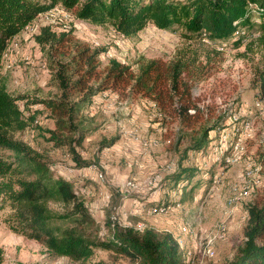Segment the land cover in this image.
I'll use <instances>...</instances> for the list:
<instances>
[{
    "label": "rangeland",
    "instance_id": "374dc122",
    "mask_svg": "<svg viewBox=\"0 0 264 264\" xmlns=\"http://www.w3.org/2000/svg\"><path fill=\"white\" fill-rule=\"evenodd\" d=\"M249 7L250 19L258 20L256 6ZM51 9L50 20L39 13L10 40L1 57L0 82L16 98L23 116L33 115L14 138L38 151L54 176L73 179L75 185L86 183L79 186L85 190L79 195L94 220L85 231L92 237L106 240L116 226H132L139 231L150 227L173 233L186 253V264H222L234 259L244 239L248 205L264 201V102L257 87L258 71L264 67V43L258 39L260 23L238 28L228 39L199 38L196 32L178 25L158 28L153 23L126 36L110 24L77 17L74 9L60 4ZM45 26L57 34L68 33L71 48L85 44L98 49L100 68L110 58L133 71L153 58L188 62L183 74L204 115L194 126L185 127L177 118L161 114L147 97L100 90L80 104L74 119L76 128L67 132L69 138L82 136L78 144L72 142L76 153L87 162L78 165L69 144L56 146L49 139L54 119L44 100L57 99L61 94L55 71L67 58V49L36 41L35 36ZM69 92V100L80 99V94ZM224 108L244 109L253 121L252 135L243 140L239 162L225 159L221 163L213 158L219 128L228 126ZM216 118L219 123L208 132L205 147L188 149L203 129L213 127ZM247 160L261 162L259 179L249 193L228 203L232 185L242 175ZM183 168L191 170L182 172L177 183L172 174ZM83 170L87 171L84 177ZM188 173L189 183L182 180ZM129 181L134 186H126ZM0 205V264H134L127 256L103 247H95L84 261L53 256L37 240L14 232L9 227V202L2 199ZM155 206L159 208L153 212ZM48 207L57 223L73 225L66 218L59 219L68 209L63 203L52 200Z\"/></svg>",
    "mask_w": 264,
    "mask_h": 264
},
{
    "label": "trees",
    "instance_id": "16d2710c",
    "mask_svg": "<svg viewBox=\"0 0 264 264\" xmlns=\"http://www.w3.org/2000/svg\"><path fill=\"white\" fill-rule=\"evenodd\" d=\"M57 4L74 9L81 19L110 24L126 36L153 23L158 28L178 25L196 32L199 38L228 39L236 29L250 28L259 22L262 33L258 39L264 43V0H0V63L10 40L39 13ZM250 5L256 6L258 20L250 19ZM35 38L42 46L67 49L64 54L67 58L58 63L55 71L61 94L44 102L54 119V128L48 130L49 139L56 146L69 144L73 160L80 166L87 162L76 153L72 142L78 144L82 136L69 138L67 132L76 128L74 119L80 104L100 90L109 88L122 96L147 97L161 114L177 118L185 127L194 126L205 113L184 77L186 61L147 59L133 71L129 65L110 58L100 68L99 50L85 44L71 48L72 37L66 32L57 34L45 26ZM257 82L259 97L264 102V67L258 71ZM69 91L80 94V99L69 100ZM32 120L33 115L23 116L16 98L0 82V200L9 202L12 209L9 227L14 232L37 240L53 256H67L76 261H84L95 247H103L127 256L134 264H186V253L170 231L116 226L106 240L85 233L94 222L79 195V186L86 183L75 185L73 179L54 176L38 151L13 136ZM217 123L216 118L213 127L203 129L188 149L205 147L208 132ZM190 170L178 169L171 178L178 183L180 174ZM189 176L188 173L182 180L189 183ZM52 200L68 208L59 219H68L72 226L56 222V215L48 207ZM247 211L244 239L234 259L222 264H264V201L249 204ZM1 260L0 248V263Z\"/></svg>",
    "mask_w": 264,
    "mask_h": 264
},
{
    "label": "built area",
    "instance_id": "2783aa9c",
    "mask_svg": "<svg viewBox=\"0 0 264 264\" xmlns=\"http://www.w3.org/2000/svg\"><path fill=\"white\" fill-rule=\"evenodd\" d=\"M53 9L49 10L48 12L45 11L40 13L39 16L43 17L44 19H51V15L53 13ZM34 24V23H33ZM36 27L33 25V30ZM5 52V51H4ZM3 52V53H4ZM256 106L259 105V102H255ZM226 111L227 119H228V126L226 125L219 128L218 134V142L215 145V154L213 155L214 160L224 161L226 159L227 162H239L243 157L241 156L242 150L244 149L243 140L247 139L252 135V119L246 116V111L244 109H236L233 108H226L223 109ZM235 138L228 141L229 137ZM262 144H264V135L261 137ZM230 150L228 156L225 157V154ZM232 152V153H231ZM261 159H264V146L261 151ZM248 162L244 163L243 173L232 185V191L230 197L228 198V203H234L237 199L241 198L243 195L249 193L251 187L254 186V183L259 179L258 173L262 169L261 162H254L251 160H247ZM87 170V169H86ZM82 177L86 176L85 170L82 171ZM99 177H102V174L99 172ZM93 176V175H92ZM258 176V178H255ZM126 186L132 187L133 182L129 181L126 183ZM81 191L84 193L85 190L81 188ZM159 207H153V212L157 211ZM127 226V225H126ZM140 230V229H137ZM177 241V240H176ZM177 243L181 245V242L178 240Z\"/></svg>",
    "mask_w": 264,
    "mask_h": 264
},
{
    "label": "crops",
    "instance_id": "0c3cea01",
    "mask_svg": "<svg viewBox=\"0 0 264 264\" xmlns=\"http://www.w3.org/2000/svg\"><path fill=\"white\" fill-rule=\"evenodd\" d=\"M81 179V178H80Z\"/></svg>",
    "mask_w": 264,
    "mask_h": 264
}]
</instances>
